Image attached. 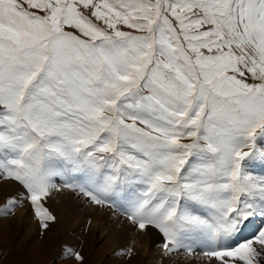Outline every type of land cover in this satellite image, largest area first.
Returning a JSON list of instances; mask_svg holds the SVG:
<instances>
[{
	"label": "snow or ice",
	"instance_id": "snow-or-ice-1",
	"mask_svg": "<svg viewBox=\"0 0 264 264\" xmlns=\"http://www.w3.org/2000/svg\"><path fill=\"white\" fill-rule=\"evenodd\" d=\"M0 191L41 236L70 192L165 257L264 264V0H0Z\"/></svg>",
	"mask_w": 264,
	"mask_h": 264
},
{
	"label": "rangeland",
	"instance_id": "rangeland-1",
	"mask_svg": "<svg viewBox=\"0 0 264 264\" xmlns=\"http://www.w3.org/2000/svg\"><path fill=\"white\" fill-rule=\"evenodd\" d=\"M0 202L2 203L3 200ZM10 217L0 218V264H49L54 253L66 242L76 246L82 252L86 264L94 262L96 264H140L141 256L136 252L131 257L113 255L114 252L125 251L127 248L123 250L111 249L105 240L95 241V235L88 227H85L84 231L78 230V232H75V228H66L59 232L56 231L57 234H53L54 230L51 229L41 236L38 223L36 226L30 227V224H19L17 220ZM15 222L17 223L15 224ZM30 230L32 231L30 232ZM192 257L187 258L191 259ZM148 258L142 264H153L152 262L156 261L154 255H148ZM195 261H193L194 263H184L176 260L172 263L195 264ZM159 264H162V261ZM167 264H171V262Z\"/></svg>",
	"mask_w": 264,
	"mask_h": 264
},
{
	"label": "bare ground",
	"instance_id": "bare-ground-1",
	"mask_svg": "<svg viewBox=\"0 0 264 264\" xmlns=\"http://www.w3.org/2000/svg\"><path fill=\"white\" fill-rule=\"evenodd\" d=\"M3 195L4 193L0 191V201L3 200ZM49 207L57 216L56 223L52 224L49 229V231L51 229L54 230L53 234H57L56 231L59 232L66 228H75V232H78V230L84 231V229L88 227V229L92 231V234L95 235V241L105 240V242L110 245L111 249L123 250L124 248L133 247L136 250L135 252L141 256L140 264L146 259H149L148 255L156 256V261L152 262L153 264H159L161 261L162 264H167L168 262L173 264L176 260L184 263H191L200 259L199 257L194 258L197 256H193L189 259L187 258L189 256H186L187 254L184 252L175 254L170 258L163 256L157 247L159 243L158 236L154 237L152 233L138 234L132 229L131 225L127 223L123 216H120L118 213H112L107 209L89 208L85 206L82 200L74 198L70 192L54 195L49 201ZM10 218L17 220L19 224H30V227L36 226L37 223L30 209L26 210L21 208ZM58 221L60 222L59 225ZM89 221H91V223H89ZM16 223L17 222H15V224ZM31 231L32 230H30V232ZM93 264L96 263L94 262Z\"/></svg>",
	"mask_w": 264,
	"mask_h": 264
}]
</instances>
